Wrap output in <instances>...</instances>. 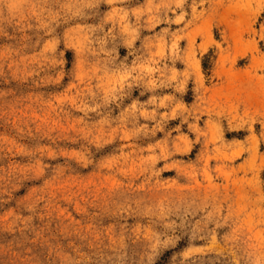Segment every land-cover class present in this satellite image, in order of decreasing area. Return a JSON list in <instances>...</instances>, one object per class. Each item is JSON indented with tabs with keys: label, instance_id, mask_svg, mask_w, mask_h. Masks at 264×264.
<instances>
[{
	"label": "rangeland",
	"instance_id": "rangeland-1",
	"mask_svg": "<svg viewBox=\"0 0 264 264\" xmlns=\"http://www.w3.org/2000/svg\"><path fill=\"white\" fill-rule=\"evenodd\" d=\"M0 264H264V0H0Z\"/></svg>",
	"mask_w": 264,
	"mask_h": 264
}]
</instances>
